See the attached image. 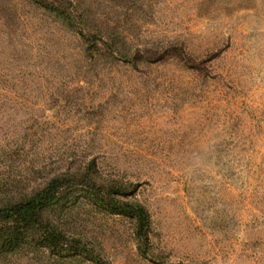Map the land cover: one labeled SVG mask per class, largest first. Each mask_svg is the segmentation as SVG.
Wrapping results in <instances>:
<instances>
[{
	"label": "rangeland",
	"instance_id": "1",
	"mask_svg": "<svg viewBox=\"0 0 264 264\" xmlns=\"http://www.w3.org/2000/svg\"><path fill=\"white\" fill-rule=\"evenodd\" d=\"M17 1L19 36L0 33V206L95 161L147 207L151 252L129 216L85 199L49 215L111 264H264V0H83L94 34L172 50L152 64L97 55ZM0 264L89 263L25 248Z\"/></svg>",
	"mask_w": 264,
	"mask_h": 264
},
{
	"label": "trees",
	"instance_id": "2",
	"mask_svg": "<svg viewBox=\"0 0 264 264\" xmlns=\"http://www.w3.org/2000/svg\"><path fill=\"white\" fill-rule=\"evenodd\" d=\"M24 1L50 15L58 24L68 26L82 40L88 38L89 47L97 55L105 54L106 57L133 63L147 61L150 64L165 61L171 55L170 49H166L165 56H160V52L153 49L133 52L128 46V39L123 36L125 34L109 31L108 28L104 33L94 34V25L86 13L83 0ZM22 24L18 1L0 0V33L13 42L19 36ZM13 48H17L16 44ZM122 191L117 182L103 177L95 161L73 171L54 174L24 196L0 206V253L34 248L44 249L64 260L81 257L89 264H111L89 242L68 234L60 222L49 215L52 211H58L59 215L85 199L97 208L129 216L135 223L139 254L146 257L152 249L150 213L142 203L121 200L118 196Z\"/></svg>",
	"mask_w": 264,
	"mask_h": 264
}]
</instances>
